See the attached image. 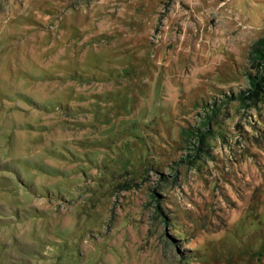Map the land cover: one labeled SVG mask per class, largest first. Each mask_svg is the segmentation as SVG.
<instances>
[{"label":"rangeland","instance_id":"obj_1","mask_svg":"<svg viewBox=\"0 0 264 264\" xmlns=\"http://www.w3.org/2000/svg\"><path fill=\"white\" fill-rule=\"evenodd\" d=\"M263 37L264 0H0V264H264Z\"/></svg>","mask_w":264,"mask_h":264},{"label":"trees","instance_id":"obj_2","mask_svg":"<svg viewBox=\"0 0 264 264\" xmlns=\"http://www.w3.org/2000/svg\"><path fill=\"white\" fill-rule=\"evenodd\" d=\"M258 45L261 48V53L260 54H261V56H263V61L262 62L264 63V37L261 39V41H260V43ZM253 87H254V92H255V91H257L259 89L260 86H259L258 83H255L253 85ZM242 99H248V98L247 97H245V98L243 97ZM189 138H192V136L190 135Z\"/></svg>","mask_w":264,"mask_h":264}]
</instances>
